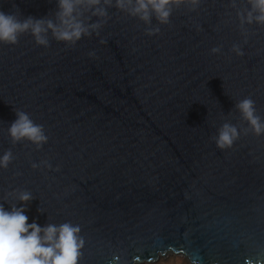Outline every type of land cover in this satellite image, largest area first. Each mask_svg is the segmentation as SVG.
Here are the masks:
<instances>
[{
	"label": "water",
	"instance_id": "95a60500",
	"mask_svg": "<svg viewBox=\"0 0 264 264\" xmlns=\"http://www.w3.org/2000/svg\"><path fill=\"white\" fill-rule=\"evenodd\" d=\"M247 6L181 0L167 24L151 25L110 6L75 43L49 33L39 45L30 32L0 43V155L13 154L0 168V204L20 207L11 193L27 190L29 223L78 224L79 264L167 252L191 264H264V134L235 107L249 97L264 119V24H241ZM55 8L0 0L18 19L54 18ZM19 111L43 126L40 147L8 135ZM225 122L240 135L221 149Z\"/></svg>",
	"mask_w": 264,
	"mask_h": 264
},
{
	"label": "clouds",
	"instance_id": "9594fccd",
	"mask_svg": "<svg viewBox=\"0 0 264 264\" xmlns=\"http://www.w3.org/2000/svg\"><path fill=\"white\" fill-rule=\"evenodd\" d=\"M193 7L198 0H190ZM181 0H56L54 18L44 19L32 16L18 19L13 13L0 10V43L15 44L18 36L30 32L39 45L47 46L51 33L58 41L75 43L84 35H90L99 28L102 18L108 16V8H116L137 17L151 25L153 19L167 24L173 6ZM241 24H264V0H248L247 8L237 13ZM95 18V19H93ZM149 34L159 28L149 27ZM236 55H243L240 45H233ZM218 47L211 49L219 52ZM244 120L256 135L264 134V119L256 114L255 102L245 97L236 102ZM8 135L13 142L27 139L40 147L48 139L43 126L36 124L23 111L16 112V119L8 126ZM236 125L223 123L215 137L217 147H231L239 137ZM13 159L11 150L0 155V168H7ZM34 168L37 165H32ZM11 195L21 206L11 204L6 209L0 204V264H79L84 238L80 226L70 222L40 225L35 219L28 222L25 206L33 198L27 190L13 189Z\"/></svg>",
	"mask_w": 264,
	"mask_h": 264
},
{
	"label": "bare ground",
	"instance_id": "6f19581e",
	"mask_svg": "<svg viewBox=\"0 0 264 264\" xmlns=\"http://www.w3.org/2000/svg\"><path fill=\"white\" fill-rule=\"evenodd\" d=\"M176 258L182 259L181 261L175 260ZM189 260L183 254H175L174 252H167L164 255L158 257L154 261L143 262L141 264H191Z\"/></svg>",
	"mask_w": 264,
	"mask_h": 264
},
{
	"label": "rangeland",
	"instance_id": "374dc122",
	"mask_svg": "<svg viewBox=\"0 0 264 264\" xmlns=\"http://www.w3.org/2000/svg\"><path fill=\"white\" fill-rule=\"evenodd\" d=\"M175 260L181 261L182 259H178V258H176ZM188 262H189V261H188Z\"/></svg>",
	"mask_w": 264,
	"mask_h": 264
}]
</instances>
